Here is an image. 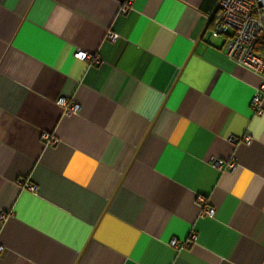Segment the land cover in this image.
I'll use <instances>...</instances> for the list:
<instances>
[{
  "label": "crops",
  "instance_id": "obj_1",
  "mask_svg": "<svg viewBox=\"0 0 264 264\" xmlns=\"http://www.w3.org/2000/svg\"><path fill=\"white\" fill-rule=\"evenodd\" d=\"M125 1L0 0V264H264V71L220 0Z\"/></svg>",
  "mask_w": 264,
  "mask_h": 264
},
{
  "label": "built area",
  "instance_id": "obj_2",
  "mask_svg": "<svg viewBox=\"0 0 264 264\" xmlns=\"http://www.w3.org/2000/svg\"><path fill=\"white\" fill-rule=\"evenodd\" d=\"M131 5L130 0H126L121 7L122 12H126ZM264 0H220L217 10L213 15L208 34L211 38L223 37L224 42L222 50L224 54L236 64L245 67L255 73L264 71V53L257 51L259 43L264 38ZM109 38L115 39L116 35L109 33ZM78 60H92L93 57L84 52H76L74 55ZM99 61H96L98 63ZM264 93V86H260L251 98V109L255 114H261L260 101ZM57 105L64 108L66 112L76 113L79 110L78 105H68L64 98L57 100ZM41 141L48 145H53L57 140L48 134H41ZM236 141L235 138H230ZM245 142H249L250 138L244 137ZM214 165L221 169L222 162L214 160ZM234 164H228L229 168H233ZM30 191L35 190L34 186L27 187ZM203 204V199H198ZM214 210L204 207L203 216L214 217ZM195 241V235L191 234L187 242L179 243L171 240L169 245L175 249H182ZM3 247L0 246V253Z\"/></svg>",
  "mask_w": 264,
  "mask_h": 264
},
{
  "label": "trees",
  "instance_id": "obj_3",
  "mask_svg": "<svg viewBox=\"0 0 264 264\" xmlns=\"http://www.w3.org/2000/svg\"><path fill=\"white\" fill-rule=\"evenodd\" d=\"M257 51L264 52V44L262 42L259 43V46L257 47Z\"/></svg>",
  "mask_w": 264,
  "mask_h": 264
},
{
  "label": "water",
  "instance_id": "obj_4",
  "mask_svg": "<svg viewBox=\"0 0 264 264\" xmlns=\"http://www.w3.org/2000/svg\"><path fill=\"white\" fill-rule=\"evenodd\" d=\"M217 7H218V5H217ZM217 7H216L215 10L212 12V14H211V16H210V18H209V21L212 19L213 15L215 14V12H216V10H217Z\"/></svg>",
  "mask_w": 264,
  "mask_h": 264
}]
</instances>
